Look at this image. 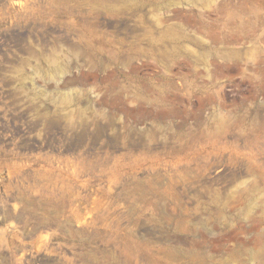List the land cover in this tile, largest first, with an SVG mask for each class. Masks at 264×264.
<instances>
[{"label": "rangeland", "instance_id": "374dc122", "mask_svg": "<svg viewBox=\"0 0 264 264\" xmlns=\"http://www.w3.org/2000/svg\"><path fill=\"white\" fill-rule=\"evenodd\" d=\"M0 264H264V0H0Z\"/></svg>", "mask_w": 264, "mask_h": 264}]
</instances>
